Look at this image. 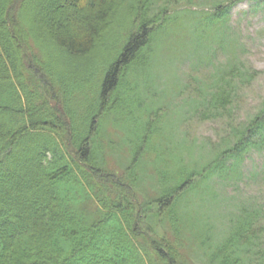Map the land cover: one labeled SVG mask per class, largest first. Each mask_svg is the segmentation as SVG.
<instances>
[{
  "label": "trees",
  "instance_id": "obj_1",
  "mask_svg": "<svg viewBox=\"0 0 264 264\" xmlns=\"http://www.w3.org/2000/svg\"><path fill=\"white\" fill-rule=\"evenodd\" d=\"M182 1L204 16L194 22L197 37L209 27L226 32L229 11L242 0H0V264H186L204 245L210 264H264L260 207L241 205L213 226L202 216L190 238L177 209L211 175L227 184L264 149V103L231 128V138L221 137L227 144L213 160L189 168L172 150L177 126L169 122L170 135L161 133L166 111L144 104L134 78L147 76L151 48L172 31ZM248 1L264 11V0ZM105 45L110 56L81 69L79 61ZM216 71L190 116L226 118L235 90L257 74L239 62ZM108 114L141 130L123 175L106 167L98 140ZM150 164L158 192L138 203L127 189ZM144 218L149 231L141 229ZM159 226L164 232L154 234Z\"/></svg>",
  "mask_w": 264,
  "mask_h": 264
},
{
  "label": "rangeland",
  "instance_id": "obj_2",
  "mask_svg": "<svg viewBox=\"0 0 264 264\" xmlns=\"http://www.w3.org/2000/svg\"><path fill=\"white\" fill-rule=\"evenodd\" d=\"M199 2L207 3V0ZM186 7L188 5L184 1L177 5V9L184 10ZM179 13V20H173L175 24L172 25V31L163 41L155 42L156 45L151 48L152 59L147 76L143 77L138 73L134 78L139 83L137 87L146 91L140 95L144 104L153 103V106L161 107V111H166L161 120L165 123V129L161 133L170 135L171 131L167 130L169 122L177 126H174L176 130L173 129L175 147L172 150L177 158L182 153L187 166L191 168L193 164L205 165L213 160L218 148L227 144L221 137L230 135L231 128L239 127L264 103V11L254 2L237 1L229 11L226 32L209 27L207 32H201L197 37L191 34L195 30L193 25L204 16L191 11L186 13L181 10ZM194 37L198 38L199 45L192 42ZM202 39L205 40L202 42ZM231 41L233 47L229 45ZM109 51V47L105 45L102 51L79 61L81 66L84 65L81 69L103 62L110 56ZM237 62L239 65L243 64L250 73L256 71L257 74L247 85L235 90L238 100L235 99L237 103L228 112V116H190L194 101L199 99L197 91L212 87L216 70ZM143 81L145 87L141 83ZM190 92L195 94L190 95ZM115 94L119 95V92L116 91ZM176 107L178 109L174 110ZM106 116L102 120L101 138L98 140L108 154L105 156L106 167H112L118 175H123L121 173L132 159L139 142L141 130L137 131L131 124L114 122L115 117L112 115ZM159 141L165 143V136H161ZM110 148L113 150H109ZM151 156L152 152L145 154L149 159ZM238 169L234 179L226 181L227 184H224L220 175L213 174L196 188V193L186 194L178 202L177 209L184 213L187 237L197 230L202 216L203 220L213 226V222L223 220L221 216L227 211L237 216L239 206L246 203L260 207L264 213V149L250 155ZM156 170L157 166L150 164L145 168V176L137 186L127 189V193H132L135 198L137 195L141 200L138 203H144L157 194ZM169 170L174 173L176 167L172 165ZM151 207L157 208L154 203ZM141 222L142 231H149L147 228L151 225L150 221L144 218ZM156 230L152 232H164L162 226ZM213 237L216 240L221 238L217 233ZM202 248L198 253L192 251L186 264H210L206 259L207 245Z\"/></svg>",
  "mask_w": 264,
  "mask_h": 264
}]
</instances>
